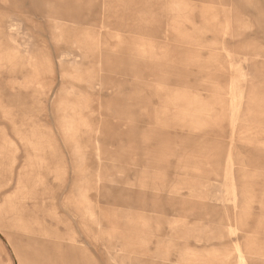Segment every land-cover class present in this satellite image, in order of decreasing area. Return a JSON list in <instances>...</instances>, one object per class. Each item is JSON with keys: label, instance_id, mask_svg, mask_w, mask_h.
Instances as JSON below:
<instances>
[{"label": "rangeland", "instance_id": "374dc122", "mask_svg": "<svg viewBox=\"0 0 264 264\" xmlns=\"http://www.w3.org/2000/svg\"><path fill=\"white\" fill-rule=\"evenodd\" d=\"M0 264H264V0H0Z\"/></svg>", "mask_w": 264, "mask_h": 264}]
</instances>
